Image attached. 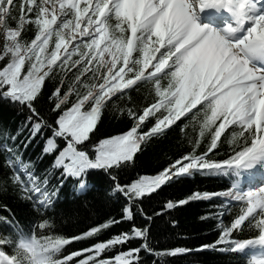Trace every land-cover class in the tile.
Wrapping results in <instances>:
<instances>
[{
  "label": "snow or ice",
  "instance_id": "obj_1",
  "mask_svg": "<svg viewBox=\"0 0 264 264\" xmlns=\"http://www.w3.org/2000/svg\"><path fill=\"white\" fill-rule=\"evenodd\" d=\"M114 2L116 7H119V0ZM221 5L233 12L235 26L217 30L197 22L198 13L201 10ZM81 7H84L83 0ZM109 7L111 8L112 5ZM153 7L155 10L151 15L137 26L138 33L143 31L150 35L156 19L166 13L171 23L167 26L164 43L173 48L179 46L169 65L157 75L170 72L173 84L179 85L185 72L190 76L198 74L201 61L206 60L211 54L210 63L218 64L220 69L217 75L223 73L221 84L228 85L224 92L231 89L235 98L231 111L232 119L228 122V126H239L243 130L245 142L226 160L217 161L209 156V153L217 149L219 141L217 140L209 143L204 152L198 154L194 148L187 155H180L168 162L167 166L155 175H142L131 184H122L113 173L117 169L129 167L134 162L136 154L141 151L142 143L152 136L162 134L165 129L175 125L194 109L198 111L202 104L197 105L200 106L199 108L196 107L180 115L179 111L165 104L158 94L156 101L147 103L143 109L127 110L128 115L134 120L133 126L128 131L93 143L90 135L97 130L102 111L114 98L137 88L141 80H133L127 85L117 84L113 80L96 91L92 90L90 84L83 81L66 83L65 80H60L59 86L48 97L51 102L49 111L55 114L54 121L49 123L42 114L43 110L38 107L39 98L46 79L53 77L57 68L60 72L65 69L64 57L56 58L55 54L49 56L47 52L52 40H55L57 46L62 43L59 33L55 30L62 23L75 19L76 8L73 5L63 7L56 21L53 22L51 20L53 13L49 10L47 0H0V37H2L0 61H3L0 64V97L19 106L22 110L27 109L29 114L21 125L20 132L27 129L26 140L31 142L45 129H51V136L43 149L45 154H50L58 148L57 138L64 141L65 146L59 151L52 166L63 169L61 185L67 177L76 178L79 182L77 190L84 192L89 187L87 176L90 170H103L114 184L109 195L119 193L127 202L120 218L113 217L97 227H92L80 238L94 237L102 230L125 221L131 222L130 228L107 241L97 242L90 246L88 252L77 251L79 255L73 257L69 264H73L74 259L82 255L91 257L88 260L80 259L82 264H93V261L97 264H143L140 253L145 252L154 257L152 264H166V258L178 255L190 256L193 253L208 251L238 252L249 246H260L264 249V237H261V232H264V187L242 192L233 185L231 190L220 191L219 194L194 191L184 199L168 200L166 208L173 210L191 201L224 198L218 211L212 214L217 220L218 238L213 243H202L191 248L153 247L150 243L153 225L162 215V211L154 210L153 214L149 215L145 209L139 207V204L144 202L142 198H150L151 194L162 189V186L181 181L185 174L191 173L194 169L199 170L201 174H209L214 170L229 168L247 169L264 160V118L257 119L258 106L264 103V0H162V2L154 0ZM89 15H91V9ZM107 15L110 16L111 13ZM33 26L34 37L30 41H24V33ZM82 39L87 40L88 37H82ZM58 61H60L59 64ZM71 96H75V100L71 101L69 107ZM151 117H156L154 126L148 132H143L141 129L144 122ZM19 134L18 132L16 135L9 136L6 133L4 142L0 144V149L6 156L7 166L13 173L11 179L23 192L29 194L27 198L33 204L49 208L55 201L58 188L49 190L48 177L38 176L33 166L25 163L18 154L19 149L15 146V141ZM9 140L13 143L9 144ZM193 143L199 145L197 140ZM25 147H27L26 144ZM250 201L254 205L260 202V206L245 216ZM234 202L243 207L240 208L238 215L225 223V216L232 215ZM134 207L143 218L141 225L134 222ZM5 210L10 212L6 206ZM200 219L205 220L207 217L201 216ZM0 222L11 228L17 226L4 216H0ZM246 228L254 231L255 237L260 238L250 239L245 243H242L241 239L233 238L234 233H242ZM134 239L142 241L139 247L130 248L114 257H103V253L108 249L116 245H124ZM72 241H79V239ZM97 245L104 247L97 249ZM97 252L96 255L91 254ZM249 264H264V255L253 256Z\"/></svg>",
  "mask_w": 264,
  "mask_h": 264
},
{
  "label": "trees",
  "instance_id": "obj_2",
  "mask_svg": "<svg viewBox=\"0 0 264 264\" xmlns=\"http://www.w3.org/2000/svg\"><path fill=\"white\" fill-rule=\"evenodd\" d=\"M140 12V7L129 5L122 11L108 12L111 13L110 16L105 14L110 35L119 39L129 50L126 66L118 64L113 70L107 69L92 57L91 53H87L84 47L60 52L55 40H52L47 55L55 54L56 58L64 57L65 70L60 72L57 68L56 74L46 79L38 104V107L43 110L42 114L49 123H52L55 114L49 111L51 102L48 97L59 86L60 80H65L66 83L83 81L90 84L93 91L113 80L122 85H127L133 80H141L137 88L114 98L102 111L97 130L90 135L93 143L128 131L133 126L134 120L128 115L127 110L143 109L147 103L156 101L158 94L165 104L179 111L180 115L196 107L199 108L200 106L197 105L202 104L198 111L194 109L175 125L165 129L162 134L152 136L143 142L141 151L136 154L134 162L129 167L117 169L113 173L122 184H131L142 175H155L166 167L168 162L180 155H187L194 148L198 154L204 152L209 143L217 140H219L217 149L209 153V156L217 161L226 160L245 142L243 130L239 126H228L232 116L225 102L224 93L217 88L211 90L208 87L205 88L206 79H203L199 73L190 76L185 72L179 85L173 84L170 72L157 75L169 65L179 46L173 48L165 45L162 24L159 25L157 19L150 35L143 31L138 33L137 26L148 17L145 14L143 18H138ZM55 32L60 35L59 28ZM34 34L33 26L24 33V41H30ZM0 43H2L1 38ZM146 44H160V55L166 59V63L157 72L146 70L144 60ZM2 63L3 61H0V64ZM57 63L59 64L60 61ZM132 73L135 75H131ZM69 99L70 107L75 96ZM28 114L27 109L22 110L19 106L0 97V144L4 142L6 133L12 136L19 132L15 141V146L19 149L18 154L25 163L33 166L38 176L48 177L49 190L58 188V192L53 205L49 208L33 204L27 198L28 193L23 192L11 179L12 170L7 166L6 156L0 149V216L8 217L17 224L15 228H11L0 222V252L13 264H36L35 258L17 244L20 236H26L32 238L38 247L40 264H69L73 257L79 255L77 251L88 252L90 246L107 241L130 228L131 222L125 221L102 230L94 237L80 238L92 227H97L113 217L120 218L127 202L119 193L109 195L114 184L103 170H90L87 180L91 183V187L82 194L76 195L70 189V184L78 181L76 178L67 177L61 185L63 169L52 166L59 151L65 146L64 141L57 138L58 148L50 154H45L43 149L51 136V129H45L31 142L26 140L28 130L24 129L20 132V129ZM155 122L156 117L149 118L144 122L141 130L148 132ZM196 140L198 146L193 143ZM8 143L13 142L9 140ZM232 170H214L209 174H201L199 170L194 169L192 177L184 176L181 181L162 186V189L151 194L150 198H142L144 202L139 204V207L145 209L147 214H153L154 210L162 211V215L153 225L150 239L152 246L158 249H171L176 246L191 248L202 243H213L218 238V229L216 228L217 220L212 214L218 211L220 199L191 201L173 210L166 208V202L184 199L194 191L213 193L226 189L233 179ZM5 206L10 212L5 210ZM241 207L243 205L233 204L232 215L225 216V223L238 215ZM133 211L134 222L141 225L143 218L135 207ZM254 211L255 209L248 205V211L244 215L247 216ZM201 216L207 219L201 220ZM262 235L264 232H261ZM233 238L241 239V242L245 243L247 240L259 237H255L254 231L246 228L242 233H234ZM78 239L79 241H72ZM141 243L139 239H134L124 245H116L105 251L103 257H114L120 252L139 247ZM102 247L104 246L97 245V249ZM91 254L96 255L98 252ZM140 256L143 264H152L153 256L145 252H141ZM80 259L88 260L91 257L87 255L76 257L73 264H82ZM249 261L250 259L242 256L239 251L230 253L208 251L193 253L190 256L178 255L166 258V264H249ZM93 264L97 262L93 261Z\"/></svg>",
  "mask_w": 264,
  "mask_h": 264
},
{
  "label": "rangeland",
  "instance_id": "obj_3",
  "mask_svg": "<svg viewBox=\"0 0 264 264\" xmlns=\"http://www.w3.org/2000/svg\"><path fill=\"white\" fill-rule=\"evenodd\" d=\"M81 3L82 0H47L49 10L53 13L51 15L53 22L56 21L57 15H59L63 7L73 5L76 8L75 19L67 23H62L59 27L62 40V43L58 46L59 51L62 52L81 46L84 47L87 53H91L92 57L97 59L100 64L106 66L107 69L113 70L118 64H124L126 66L129 50L119 39L110 35L106 25L105 14L108 12L122 11L126 6L132 5L133 7L141 8L138 17L143 18L145 14L149 16L155 10L153 7L154 0H119V7H116L114 0H83L84 7H81ZM109 5H112V7L110 8ZM90 9L91 15H89ZM157 22L159 25L162 24L164 40L167 26L171 23L170 17L166 13H163L157 18ZM82 37H88V39L84 40ZM0 38L2 39V37ZM144 60L146 70L149 71L151 69V72L159 71L166 63V59L160 55V44H146ZM198 73L203 79H206L205 88L208 87L209 90L218 88V91H220V89L224 90L228 87L227 83L221 84L215 71L206 67L202 62L200 63ZM226 93L224 99L228 103L229 90ZM232 108L230 107V112ZM249 205L255 209L257 206H260V202H256L254 205L250 201ZM19 244L31 254L35 255L37 253V248L30 240H20ZM4 259L5 257L0 254V264H11L7 259Z\"/></svg>",
  "mask_w": 264,
  "mask_h": 264
},
{
  "label": "bare ground",
  "instance_id": "obj_4",
  "mask_svg": "<svg viewBox=\"0 0 264 264\" xmlns=\"http://www.w3.org/2000/svg\"><path fill=\"white\" fill-rule=\"evenodd\" d=\"M224 8L225 7L223 5H221L219 7H211V8H205V9L201 10L198 13L197 22L198 23H201L202 22L201 23L202 25L203 24H207L210 27L216 28L217 30H223V29L229 27L230 24L224 22V20H225L226 17L224 19L222 17H220V19L214 20L215 18H217V15H219L221 13V10L224 9ZM224 11H226V10H224ZM201 12H203V14ZM227 12H229V11H227ZM208 14H210V15H208ZM202 15H203L204 19H201V16ZM221 22H224L225 23L224 26H223V24L220 25L222 27L213 26V25H217V23H221ZM233 22L235 23V19L233 20ZM211 60H212V57H211V54H209V57L206 60L201 61V62L204 63L206 65V67L213 69L215 71V73L217 74L218 72H220L219 66H218V64L210 63ZM217 76H218L219 80L221 81V79L223 77V73H220V75H217ZM228 97L230 99L231 105L234 107L235 98L232 95V90L231 89H229V95H228ZM257 117H258V119L264 118V103H261L258 106ZM253 166H251L250 168H247V169H253L254 172H252V170H249V171L252 172V173H258L259 172L258 171L259 168H257L258 165L257 166H254V167ZM260 166L264 167L263 160H261ZM242 180H243V178H241V181ZM241 181L235 185L236 186V189L239 190V191H241L240 190V185L242 183ZM76 188H78V184L76 185ZM256 189L257 188H254V189L251 188L250 190H256ZM2 264H4V263H2Z\"/></svg>",
  "mask_w": 264,
  "mask_h": 264
}]
</instances>
